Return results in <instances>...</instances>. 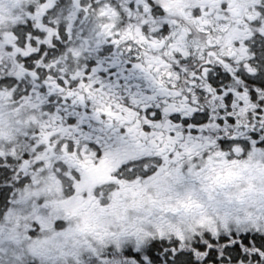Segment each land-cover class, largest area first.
<instances>
[{"label": "snow or ice", "instance_id": "1", "mask_svg": "<svg viewBox=\"0 0 264 264\" xmlns=\"http://www.w3.org/2000/svg\"><path fill=\"white\" fill-rule=\"evenodd\" d=\"M0 264H264V0H0Z\"/></svg>", "mask_w": 264, "mask_h": 264}]
</instances>
